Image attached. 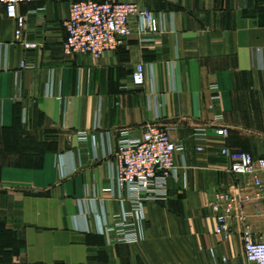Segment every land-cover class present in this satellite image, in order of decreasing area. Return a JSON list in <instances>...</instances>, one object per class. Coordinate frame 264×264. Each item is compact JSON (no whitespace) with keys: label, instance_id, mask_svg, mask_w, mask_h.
Segmentation results:
<instances>
[{"label":"crops","instance_id":"0c3cea01","mask_svg":"<svg viewBox=\"0 0 264 264\" xmlns=\"http://www.w3.org/2000/svg\"><path fill=\"white\" fill-rule=\"evenodd\" d=\"M79 1L22 3L20 36L0 4V264H250L243 237L264 241V203L251 200L246 223L235 215L225 233L209 203L237 186L255 196L221 148L264 157V0H111L152 10L161 31L133 21L117 50L67 55ZM150 126L185 145L179 176L165 200L144 204L139 240L111 242L98 220L112 222L123 198L119 133Z\"/></svg>","mask_w":264,"mask_h":264},{"label":"built area","instance_id":"2783aa9c","mask_svg":"<svg viewBox=\"0 0 264 264\" xmlns=\"http://www.w3.org/2000/svg\"><path fill=\"white\" fill-rule=\"evenodd\" d=\"M34 0H0L7 17L17 21L16 35L22 34L26 18L19 13L22 3ZM137 22L140 34H158L161 26L155 13L142 8L135 1L83 0L72 3L65 20L66 38L64 52L100 56L115 51L124 45L132 32L131 23ZM22 62V66H25ZM146 80V64L140 62L133 73L136 85ZM227 136L225 127L217 130ZM82 139H86L84 134ZM198 149H200L198 147ZM185 145L173 141L168 128L150 126L138 138L129 136L128 131L119 133L115 156L117 158V182L123 193L112 222L98 220V231L115 243H133L139 240L138 221L147 201L165 200L168 196V180L179 176L176 155L184 153ZM221 153L231 160L230 169L235 174H247L253 178L255 196L252 197L242 186L232 190L216 191L209 203L215 213L218 233L229 230V219L237 215L245 224V206L256 199L264 203V157L257 158L251 152L223 146ZM259 215L264 214L257 208ZM244 251L250 264H264V241H255L250 231L244 233Z\"/></svg>","mask_w":264,"mask_h":264},{"label":"rangeland","instance_id":"374dc122","mask_svg":"<svg viewBox=\"0 0 264 264\" xmlns=\"http://www.w3.org/2000/svg\"><path fill=\"white\" fill-rule=\"evenodd\" d=\"M100 233V232H99Z\"/></svg>","mask_w":264,"mask_h":264}]
</instances>
